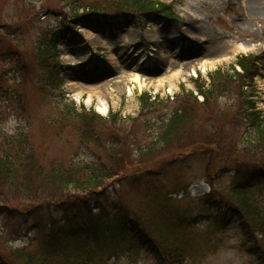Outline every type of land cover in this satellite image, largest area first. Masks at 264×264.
Here are the masks:
<instances>
[{
  "label": "trees",
  "instance_id": "1",
  "mask_svg": "<svg viewBox=\"0 0 264 264\" xmlns=\"http://www.w3.org/2000/svg\"><path fill=\"white\" fill-rule=\"evenodd\" d=\"M79 1L66 0L73 16H84L85 10L87 18L141 24L149 18L177 19L159 0ZM3 17L0 36L9 40L0 57L18 73L23 70L19 79L25 81L29 66ZM5 17L12 21L15 15ZM62 24L63 32L74 28L68 19ZM59 30L52 31L39 53L53 58L52 64L40 62L43 79L62 90L56 49L64 34ZM256 60L242 54L228 67L209 72L208 82L194 78L202 100L183 88L175 94V104L143 91L137 116L117 111L103 116L64 97L62 117L67 121L50 140L37 143L30 121L11 135L0 129V264H89L137 249H146L155 264H187L197 218L177 196L188 186L184 175L175 179L172 190L169 181L188 169L191 157L199 159L212 188L198 198L201 207L211 209V225L218 229L237 221L257 263L264 264V206L250 195L253 189L264 190V119L244 90L253 82ZM16 94L4 90L2 97L15 110L18 102L25 112ZM225 97L230 104L221 100ZM67 128L77 134L74 141L73 135L66 138ZM40 131L45 130L39 126ZM226 175L232 179L229 186L222 184ZM30 230L35 234L28 243H13L25 240Z\"/></svg>",
  "mask_w": 264,
  "mask_h": 264
},
{
  "label": "rangeland",
  "instance_id": "2",
  "mask_svg": "<svg viewBox=\"0 0 264 264\" xmlns=\"http://www.w3.org/2000/svg\"><path fill=\"white\" fill-rule=\"evenodd\" d=\"M159 1L168 4L177 19L163 21L151 18L141 24L136 19L116 20L95 15L87 18L85 10L84 16H73L66 0H0V14L4 16L2 22L5 21L15 32L17 39L13 43L19 45L24 54V65L29 66L28 72L24 70L26 80L21 81L19 77H22L23 70L18 73L12 64L0 57L2 133L14 134L30 121L36 130L33 138L37 143L50 140L53 132L63 125L62 121H67L62 117L63 98L66 96L74 99L77 106H83L85 110L94 108L103 116L116 111L121 116H136L139 112L137 98L143 90L158 93L160 97L169 95L172 98L170 104H175V94L182 88L185 91L195 90L192 78L198 72L205 77L209 70L228 66L238 54L260 56L257 62L258 75L252 91L256 105L264 115V0ZM8 15H15V18L11 21L9 17H5ZM67 19L74 28H65L63 32L62 21ZM59 29H62L60 34L64 36L56 49L59 56L57 70L64 79L63 90L51 87L50 82L43 79L40 62L52 64L53 58L39 53L40 49L44 50L42 48L52 31H60ZM8 40L9 37L3 40L0 36V54L8 47ZM239 44L248 48L236 50L229 60L220 62L216 59L229 46ZM176 70H180L181 75L174 78V86L170 87L166 76ZM132 72H138L147 78L141 86L125 76ZM115 77L118 82H114ZM159 77L163 78V82L156 86L152 79ZM107 81L112 82L113 86L105 85ZM97 87L101 89L107 102L104 112L98 108L97 93H92V99L88 102L91 89ZM4 90L10 94L17 92L25 112L18 102L19 107L15 110L9 98L7 100L2 97ZM244 90L248 91L249 88ZM80 91L82 93L78 95ZM231 98L240 102L239 95L237 97L233 91ZM221 100L231 103L227 97ZM200 115L204 116L202 113ZM39 126L45 131L37 132ZM116 128L126 129L123 126ZM65 132H70L66 138L73 135L74 141L77 134L70 128ZM41 138L44 140L39 141ZM69 152L70 150H66L65 153ZM191 158L188 169L176 176L172 175L169 181L170 190L174 188L173 182L179 176L184 175L182 182L185 185L190 183L189 191L187 190L189 197L187 195L180 199V205L187 206L182 208L188 209L197 218V225L191 236L194 252L187 264H258L256 256L249 250V242L241 236V228L237 223L231 221L218 229L210 225L207 214L211 213V209L201 207L198 201L210 187L202 178L203 169L199 159ZM231 183L232 179L228 175L222 180L224 186ZM250 195L264 206V190L253 189ZM12 205L15 207L16 203ZM54 216L59 215L55 213ZM29 234L25 240L13 243H28L29 238H34L35 232L30 230ZM197 248L198 251L195 252ZM89 264H155V261L146 249H139L124 251L123 255H109Z\"/></svg>",
  "mask_w": 264,
  "mask_h": 264
},
{
  "label": "bare ground",
  "instance_id": "3",
  "mask_svg": "<svg viewBox=\"0 0 264 264\" xmlns=\"http://www.w3.org/2000/svg\"><path fill=\"white\" fill-rule=\"evenodd\" d=\"M248 46H245L244 44H239L238 46H229L227 48L226 51L220 53L217 55V60H219L220 62H223V61H226V60H229L231 58V54L233 52H235L236 50L238 49H247ZM205 66V64H203ZM179 75H181V71L180 70H176L174 71V73H171L168 77L166 76V79L168 80V84L170 87H173L174 86V78L176 79ZM127 76L128 78L127 79H131L133 82L137 83L138 85H142L145 80L147 79L146 77H144L143 75L139 74L138 72H132L130 75H125ZM118 77V76H117ZM117 77H115V80L114 82H118V79ZM148 82H151L150 80H148ZM162 82H163V78H157L156 80H153L152 79V83H154L156 86H159V85H162ZM105 85L107 86H113L112 82L110 83L109 81H107L105 83ZM96 89V91L94 90ZM82 93V91L78 92V95ZM92 93H97V95L99 96V100H98V108L100 111H105L107 109V102L106 100L104 99V94L103 92H101V89L100 88H93L91 89L90 93H89V96H88V102L91 101L92 97Z\"/></svg>",
  "mask_w": 264,
  "mask_h": 264
}]
</instances>
